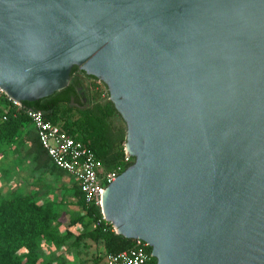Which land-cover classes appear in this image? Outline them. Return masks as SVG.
I'll use <instances>...</instances> for the list:
<instances>
[{
  "label": "water",
  "instance_id": "1",
  "mask_svg": "<svg viewBox=\"0 0 264 264\" xmlns=\"http://www.w3.org/2000/svg\"><path fill=\"white\" fill-rule=\"evenodd\" d=\"M74 66L106 85L133 162L102 215L155 264H264V0H0V88Z\"/></svg>",
  "mask_w": 264,
  "mask_h": 264
},
{
  "label": "trees",
  "instance_id": "2",
  "mask_svg": "<svg viewBox=\"0 0 264 264\" xmlns=\"http://www.w3.org/2000/svg\"><path fill=\"white\" fill-rule=\"evenodd\" d=\"M85 80L98 81L95 77L87 75L79 67L74 66L70 73V82L66 88L34 102H22V106L41 111L45 120L59 126L63 131L82 142L102 162L105 170L110 171L123 160V145L110 152L102 148L101 139L106 131L105 119L118 113L110 101L104 107L95 106L93 110L82 111L88 102ZM101 84L107 89L105 84ZM5 103L6 98L4 97L1 104ZM69 110H77L81 113V118L72 120L69 116ZM2 116L0 111V141L6 143L12 142L23 126L31 125L25 114L20 111L16 112L14 108L7 114L6 120H3ZM34 134L39 148L47 157L35 132ZM52 166L59 170L53 164ZM63 173L65 174V172ZM76 193L78 196L77 205L94 226L93 230L88 233L89 236L107 242V252L104 255L118 253L132 246L133 240L116 234L111 224L102 218L99 207L93 204H85L77 184ZM56 218L57 216L51 207L38 205L27 197L16 196L1 200L0 264H22L16 255L21 249L27 250V262L24 264H34L39 239L53 242L57 246L61 245L64 239L57 234L53 227ZM148 251H151L150 247ZM155 263L153 258L149 264Z\"/></svg>",
  "mask_w": 264,
  "mask_h": 264
},
{
  "label": "rangeland",
  "instance_id": "3",
  "mask_svg": "<svg viewBox=\"0 0 264 264\" xmlns=\"http://www.w3.org/2000/svg\"><path fill=\"white\" fill-rule=\"evenodd\" d=\"M88 102L84 110L108 103V90L101 83L85 80ZM72 120L81 118L77 110H69ZM102 148L110 152L125 144L126 126L121 116L105 119ZM76 179L56 170L39 148L31 125L23 126L16 138L0 141V201L16 196L27 197L38 205L49 206L57 218L53 223L63 237L61 245L39 239L34 264H105L107 242L89 236L92 222L77 205ZM27 250L17 252L22 264Z\"/></svg>",
  "mask_w": 264,
  "mask_h": 264
},
{
  "label": "built area",
  "instance_id": "4",
  "mask_svg": "<svg viewBox=\"0 0 264 264\" xmlns=\"http://www.w3.org/2000/svg\"><path fill=\"white\" fill-rule=\"evenodd\" d=\"M97 82L102 83L99 80ZM4 97L6 103L1 104ZM13 108L29 119L51 163L76 179L85 204L99 207L102 214V197L105 188L133 162V158L125 152V148L123 147V160L110 171H106L102 162L82 142L59 126L45 120L41 111L24 108L22 103L10 99L0 88V111L3 114V120L7 119V114ZM148 248L149 245L146 242L140 239L133 240L130 248L118 253L105 254V264H149L153 257Z\"/></svg>",
  "mask_w": 264,
  "mask_h": 264
}]
</instances>
